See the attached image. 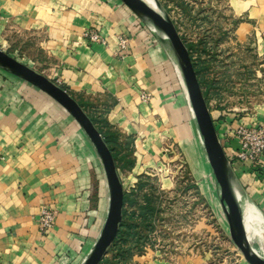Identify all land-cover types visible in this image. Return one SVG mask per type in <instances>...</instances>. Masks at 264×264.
<instances>
[{"label":"crops","instance_id":"crops-1","mask_svg":"<svg viewBox=\"0 0 264 264\" xmlns=\"http://www.w3.org/2000/svg\"><path fill=\"white\" fill-rule=\"evenodd\" d=\"M228 9L231 22H236L233 31L242 43L241 54L251 50L259 60L260 68L252 63L246 67L255 66L251 69L262 82L256 79L251 84L259 93L252 92L255 100H244L240 112L215 100L213 105L220 108L214 110L209 102L221 136L237 120L264 121V0H228ZM0 15V48L11 55H28L26 60L17 58L32 63L81 100L85 110L103 120V130L117 132L119 144L126 147L135 136L137 147L136 135L152 123L172 121L181 127L192 125L200 145L173 61L120 0H0ZM93 28L104 42L84 35ZM118 34L127 35L126 49L118 48ZM142 92L148 93V100H142ZM172 99L174 115H179L174 120L167 108ZM216 113L223 118L216 119ZM227 134L222 145L230 155L236 141ZM147 151L142 156L149 161ZM90 162L103 174L88 138L71 116L30 84L0 69V264L81 261L98 235L92 228L80 229L78 218L79 193L88 182ZM262 162L257 171L250 164L233 171L246 199L264 214V156ZM43 204L57 210L53 227L45 232L37 223ZM78 244L80 252L74 251ZM157 251L149 247L145 254L134 253L130 264H160Z\"/></svg>","mask_w":264,"mask_h":264},{"label":"rangeland","instance_id":"rangeland-1","mask_svg":"<svg viewBox=\"0 0 264 264\" xmlns=\"http://www.w3.org/2000/svg\"><path fill=\"white\" fill-rule=\"evenodd\" d=\"M158 1L174 22L182 40L193 45L191 58L209 61L201 72L200 83L208 107L210 102L212 109H219L213 105L215 100L221 106L237 110L247 98L254 101L256 97L252 92H259L252 91L251 84L256 79L258 83L262 82L255 70L259 67V60L251 50L241 54L242 43L233 31L236 22H231L228 0ZM13 56L24 60L29 57L20 53ZM247 63L255 64L256 68L251 65L247 69ZM26 64L32 66V63ZM167 104L170 117L177 118L179 115H174L176 103L172 99ZM216 114V119L223 118ZM170 124L152 123L148 130L136 135L139 138L137 147L133 141L135 136L130 137L131 154L127 158L131 165L117 169L124 191L131 192L135 188L138 202H143V194L155 200L157 212L153 228L139 249L133 248L125 262L122 256L110 251L100 264H130L134 253L145 254L149 247L158 250L155 258L160 264H179L180 258L183 264H248L230 237L214 178L207 168L203 146L197 142L192 125L181 127L172 121ZM146 150L147 157L151 156L149 161L142 156ZM89 168L88 182L79 193L81 208L78 218L80 229L92 228L96 236L102 227L108 194L99 165L90 162ZM139 183L142 186L138 188ZM126 208L130 210L132 206L127 204ZM252 244L256 245L257 240H252ZM81 248L78 244L74 251L80 252Z\"/></svg>","mask_w":264,"mask_h":264},{"label":"water","instance_id":"water-1","mask_svg":"<svg viewBox=\"0 0 264 264\" xmlns=\"http://www.w3.org/2000/svg\"><path fill=\"white\" fill-rule=\"evenodd\" d=\"M121 1L157 38L176 67L217 187L233 243L248 264H264V256L254 250L244 232L242 210L247 199L219 140L185 42L158 0H152L153 5L145 0ZM0 69L30 84L61 106L77 123L94 149L104 173L108 203L102 227L78 264H99L117 234L122 219L124 195L115 160L108 145L86 111L65 88L2 48ZM259 212L264 217L260 210Z\"/></svg>","mask_w":264,"mask_h":264},{"label":"trees","instance_id":"trees-1","mask_svg":"<svg viewBox=\"0 0 264 264\" xmlns=\"http://www.w3.org/2000/svg\"><path fill=\"white\" fill-rule=\"evenodd\" d=\"M187 46L189 53L191 52L192 44L185 43ZM203 51H207L205 46L202 47ZM202 51V50H200ZM191 57V56H190ZM194 70L197 74L198 80L201 83L203 74L201 73L203 69L208 66V59L195 61L191 58ZM64 88V87H63ZM78 103L85 110L87 106L81 101L77 100ZM94 125L100 131L104 141L108 145L112 156L115 160L116 168H124L129 167L131 165V160L128 156L127 146L119 144L117 142V132L115 130L106 129L103 130V120L101 118L95 117L92 113L85 110ZM215 129L217 130V124L213 120ZM126 150H123V149ZM227 155V153H226ZM138 188L142 185L137 184ZM135 188L130 190L131 192L124 191L123 195V207H122V219L117 231V234L108 247L105 255L103 256L100 262L106 258L108 252L113 251L114 255H120L125 260L133 253L134 249H139L142 244L143 239L146 237L147 233L153 228V219L155 213L157 212V205L155 200L148 196L147 194L142 195V201L138 202L135 197ZM129 204L132 206V209L128 210L126 205ZM134 248V249H133ZM126 264V263H125Z\"/></svg>","mask_w":264,"mask_h":264},{"label":"built area","instance_id":"built-area-1","mask_svg":"<svg viewBox=\"0 0 264 264\" xmlns=\"http://www.w3.org/2000/svg\"><path fill=\"white\" fill-rule=\"evenodd\" d=\"M84 35H86L92 41L104 42V39H102V36L95 28L88 31L86 30ZM116 39L118 48L120 50L126 49L128 44L127 35L118 34ZM140 96L142 100H148L146 93L142 92ZM226 108L234 112H240L242 109L241 107L240 109L235 110L234 107L231 109L227 106ZM227 133L232 135L236 141V146L234 147L232 154L226 155L232 169L244 164H250L254 166V171H257V169H259L263 163L262 158L264 156V121L258 122L256 124H248L243 120H237V123L232 128L230 127L228 131H225L222 136L217 132L221 144L222 140L225 143L224 137L225 135H228ZM56 214L57 210L55 208H52L47 204H43L41 206L39 216L37 218V223L41 232H45L46 230L52 228Z\"/></svg>","mask_w":264,"mask_h":264},{"label":"bare ground","instance_id":"bare-ground-1","mask_svg":"<svg viewBox=\"0 0 264 264\" xmlns=\"http://www.w3.org/2000/svg\"><path fill=\"white\" fill-rule=\"evenodd\" d=\"M145 1L153 5L152 0ZM242 225L254 250L264 256V217L248 200L243 205ZM252 240H257V244L253 245Z\"/></svg>","mask_w":264,"mask_h":264}]
</instances>
